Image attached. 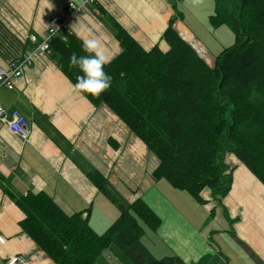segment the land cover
<instances>
[{
    "label": "crops",
    "instance_id": "0c3cea01",
    "mask_svg": "<svg viewBox=\"0 0 264 264\" xmlns=\"http://www.w3.org/2000/svg\"><path fill=\"white\" fill-rule=\"evenodd\" d=\"M94 3L145 50L169 49L162 35L171 18L175 31L210 66L230 41L228 29L208 22L215 0H0V66L31 51L28 36L41 41L54 15L82 41L99 40L113 59L121 51L119 41ZM223 3L231 10L237 2ZM214 31L216 40L210 38ZM0 101L7 111L19 109L29 128L22 138L0 120V264L11 257L18 258L14 264H55L22 231L24 214L5 189L45 191L67 215L82 212L95 232H103L119 211L88 178L93 171L106 178L119 202L141 198L160 218L147 241L155 256L171 251L187 264L201 258L206 264H264V183L233 154L225 158L233 170L222 197L204 188L198 203L154 179L157 157L106 104L95 106L76 90L50 51L35 52L14 87L0 88ZM123 258L110 247L96 264H127Z\"/></svg>",
    "mask_w": 264,
    "mask_h": 264
},
{
    "label": "trees",
    "instance_id": "16d2710c",
    "mask_svg": "<svg viewBox=\"0 0 264 264\" xmlns=\"http://www.w3.org/2000/svg\"><path fill=\"white\" fill-rule=\"evenodd\" d=\"M235 1L229 10L215 0L208 15L211 27L227 28L232 38L213 66L175 31L172 18L162 35L169 49L145 50L94 3L121 51L104 66L111 87L99 97L82 94L95 106L106 104L157 157L154 179L166 180L198 203L204 188L214 197L228 192L233 170L225 161L228 153L264 183V0ZM82 43L65 26L48 43L51 58L73 85L83 73L70 67L69 58L86 55ZM88 178L119 211L101 233L82 212L67 215L45 191L4 190L24 214L22 231L55 264H96L110 247L130 264H187L171 251L157 257L148 248L160 218L141 198L121 203L102 174L89 172Z\"/></svg>",
    "mask_w": 264,
    "mask_h": 264
},
{
    "label": "built area",
    "instance_id": "2783aa9c",
    "mask_svg": "<svg viewBox=\"0 0 264 264\" xmlns=\"http://www.w3.org/2000/svg\"><path fill=\"white\" fill-rule=\"evenodd\" d=\"M92 1V0H87ZM74 10L79 11L80 6H71ZM64 24L61 22V17L54 15L51 17L50 25L41 41H38L35 34L28 36V41L34 45L31 51H27L22 57L12 60L6 66H0V88L12 89L15 80L22 76L23 69L31 62L32 55L37 52L39 55H44L48 50V43L52 36ZM0 120L6 124L11 131L20 135L22 138H27L29 135V128L26 117L20 112L19 109L13 108L7 111L0 101ZM0 243H4V237L0 234ZM17 257H11L8 264H14Z\"/></svg>",
    "mask_w": 264,
    "mask_h": 264
},
{
    "label": "clouds",
    "instance_id": "9594fccd",
    "mask_svg": "<svg viewBox=\"0 0 264 264\" xmlns=\"http://www.w3.org/2000/svg\"><path fill=\"white\" fill-rule=\"evenodd\" d=\"M76 35L79 37L80 33L77 32ZM82 47L86 55L78 58L73 53L69 58L70 67H78L83 73L77 77L74 88L81 93L99 97L111 87L112 78L104 71L110 57L97 39H84Z\"/></svg>",
    "mask_w": 264,
    "mask_h": 264
},
{
    "label": "rangeland",
    "instance_id": "374dc122",
    "mask_svg": "<svg viewBox=\"0 0 264 264\" xmlns=\"http://www.w3.org/2000/svg\"><path fill=\"white\" fill-rule=\"evenodd\" d=\"M209 12V11H208ZM222 28H224V27H222ZM224 29H226L227 30V28H224ZM209 31H212V30H210V29H208ZM228 31V30H227ZM210 38L212 39V40H216L217 38H218V32L217 31H214V32H211V34H210ZM232 41V38H231V36H230V41L228 42V43H223L224 45L223 46H226V45H228V44H230V42ZM209 44H211L210 42H209ZM218 48V47H217ZM223 48V47H222ZM213 50H217V49H213ZM167 183V182H166ZM168 184V183H167ZM174 188V187H173ZM176 189V188H175ZM179 190V189H178ZM110 200V199H109ZM111 201V200H110ZM112 202V201H111ZM112 204L115 206V204L112 202ZM116 207V206H115ZM117 208V207H116ZM117 216V215H116ZM115 216V217H116ZM115 217H112V221L115 219ZM121 254V255H120ZM119 256L120 257H124L123 259L124 260H126V257L120 252L119 253ZM126 262V261H125ZM128 264H130V262L128 261L127 262Z\"/></svg>",
    "mask_w": 264,
    "mask_h": 264
}]
</instances>
